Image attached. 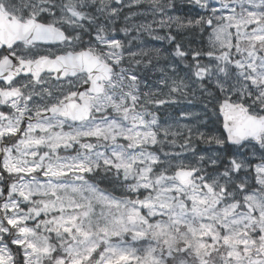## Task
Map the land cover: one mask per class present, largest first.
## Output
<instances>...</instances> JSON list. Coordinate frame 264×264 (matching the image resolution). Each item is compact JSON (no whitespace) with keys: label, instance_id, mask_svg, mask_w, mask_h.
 <instances>
[{"label":"snow or ice","instance_id":"1","mask_svg":"<svg viewBox=\"0 0 264 264\" xmlns=\"http://www.w3.org/2000/svg\"><path fill=\"white\" fill-rule=\"evenodd\" d=\"M0 264H264V0H0Z\"/></svg>","mask_w":264,"mask_h":264}]
</instances>
